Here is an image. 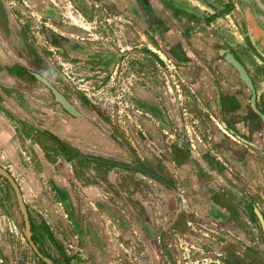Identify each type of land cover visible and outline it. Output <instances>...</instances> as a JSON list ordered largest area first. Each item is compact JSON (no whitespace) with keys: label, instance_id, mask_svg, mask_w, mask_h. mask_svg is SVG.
<instances>
[{"label":"crops","instance_id":"1","mask_svg":"<svg viewBox=\"0 0 264 264\" xmlns=\"http://www.w3.org/2000/svg\"><path fill=\"white\" fill-rule=\"evenodd\" d=\"M29 1L33 3L34 0ZM44 1L48 11L54 10L57 16L60 12L72 18L64 9H73V23L91 20L89 8L98 3H110L111 9L126 15L131 24H134L136 9L141 15V26L149 25L148 13L154 15L157 19L151 29L152 40L160 50L156 51L159 62L165 58L176 60L173 45L180 41L185 61L178 59L182 63H177L182 64L187 73L190 67L186 66L191 64L194 52L201 55L197 47L204 45L213 50L216 46L211 41L220 40L217 46L223 42L233 49L254 77L256 103L264 112L260 104L263 85H258L255 77L264 72V65L250 62L243 47L246 44L259 51V57L264 56V0H229L225 8H221L220 0ZM226 8L231 10L225 12ZM204 9H212L213 14L209 16ZM202 12L207 17L203 18ZM226 18L237 28V35L221 30ZM194 20H201V33H195ZM9 23L3 29L5 32L10 29ZM158 25H162L161 30ZM215 26L218 27L217 35L211 32ZM3 30H0V166L18 183L28 210L33 240L46 257L56 264H204L185 261L188 252L180 254L181 244L192 255L200 253L201 258L205 252L212 255L217 251L218 261L221 257L224 264H233L227 259L231 249L233 255H242L240 246L250 245L245 226L248 220L255 215L259 221H264V184L261 183L264 167L254 155L247 158L256 145L251 141L249 146L243 144L248 155L237 153L241 161L234 167L220 163L222 132L219 134L215 126L210 129L215 140L213 145L209 144V139L202 140L195 135L190 130L192 125H185L183 121L188 122L190 114L179 112L176 97L169 92L171 88L159 81L153 90L155 97L145 88H137L136 92L137 98L143 100V107L151 106L157 118L153 114L142 118V134L134 139L137 146L128 137L126 139L138 154L141 151L153 156L155 163L167 170L168 174L159 173L172 188L142 176H135L129 183L128 173L133 170L114 165L105 170V180L98 181L96 158L82 151H95L100 155L111 152V149L98 151L97 132L107 142L111 140L114 144L119 140L112 130L98 129L97 122L101 121L97 118L78 121L65 116L62 107L46 94L42 99L29 97L35 95L26 85L28 63L20 59L12 46L11 34ZM141 32L149 33L146 27H142ZM196 36L199 37L198 46L192 43ZM192 88L199 100L207 98L204 80L197 81ZM200 103L203 106L204 103ZM152 116L153 125L148 122ZM162 123L169 125V136ZM72 127L80 129L69 132ZM83 132H88V146L81 141L88 138L83 137ZM260 132L259 126L255 136ZM206 133L203 131L204 135ZM44 138L51 140L54 147L46 146ZM174 149L185 154L189 152V155L182 160L175 157ZM114 153L122 155V152ZM79 155L90 159L81 160ZM79 163L82 166L91 164L87 172L89 178L76 175L75 165ZM238 191L249 195L243 200L246 204L237 195ZM20 216L13 202L7 207L0 201L2 264H42L22 233Z\"/></svg>","mask_w":264,"mask_h":264},{"label":"rangeland","instance_id":"2","mask_svg":"<svg viewBox=\"0 0 264 264\" xmlns=\"http://www.w3.org/2000/svg\"><path fill=\"white\" fill-rule=\"evenodd\" d=\"M229 2V0H220L221 8L229 6ZM6 6L8 9L4 8ZM64 10L69 12L72 18V15H75L73 9ZM89 10L91 20H84L83 23L78 21L73 23V19L70 18L67 13L66 16H63L59 12V15L55 17L52 14H40V12L35 11L34 9L32 10L27 6V0H0V30L5 28V25H8L10 22V29L6 31L11 34L10 38L12 39V46L19 53L20 59L35 66L38 70L43 69L44 74H46L49 79L83 112L85 119L96 118V115L87 105L84 104L83 98H86L96 106L105 119L104 122L101 120V123L97 122L99 123L98 129L100 128L101 130V128H103L107 130L108 128V130H112L115 137L119 140L114 144L119 145L123 151L122 155L115 154V151H113L114 144L112 145L111 142H107L104 138L101 139L96 137L98 151L107 152L111 149V152L109 151L110 153L100 155L99 152L86 150L82 151L83 154H85L84 152H87V155L93 157L116 160L118 162H129L130 160L141 163L158 174H168L163 166L155 163L152 158L153 156H146L141 151L138 154L126 139V137H128L129 140L136 145L134 140L135 136L140 133L142 134L140 131L142 118H148V116L151 117V114L155 115L151 106L143 107V100H139L136 96L137 88H145L150 92V96L155 97L153 90L156 83L158 84V82L161 81L168 85L171 88L169 92L176 97L179 112H181L182 115L186 112L190 114L187 119L188 122L183 119L185 125L186 123H188V126L192 125L190 126V130L194 132L195 135H198L200 139H205L207 141V130H205V126L203 125L204 118L202 117L204 108L201 103L197 101L196 93L195 91H192L193 88H188L187 85L191 82L196 83L199 80H204L205 71L207 70V66L210 65V62L204 58L203 52H201V55L194 52L192 55V63L186 66L190 67L188 69L189 73L185 71L182 64L180 65L179 63H176L175 65V61L169 58L163 59L162 63L159 62V59L156 56V51H160L157 43L154 42L152 38H149L150 36L147 32H141L142 27H146L147 31L155 27L156 24L154 23L157 18L152 14L148 13V17L146 18L149 25L141 26L139 25L141 23V15H138L137 9L134 16V22H132L134 24H131L127 16L123 13L111 9L110 3H98L96 6L92 5ZM4 11L5 15L3 14ZM203 12H207L209 16L213 14L212 9L209 11L204 9ZM203 16V18L207 17L205 13H203ZM1 17H4V21L1 20ZM15 19L20 24V28H17L15 24H12ZM225 20L227 22L223 23L224 29L221 30H230L231 33L236 32L237 28L232 24L233 22H231V19L226 18ZM3 22L6 23L3 24ZM194 22L197 26L195 33H201L203 28L200 24L201 20H194ZM158 26L161 30L162 25ZM73 27H75L74 30ZM217 28L218 27L215 26L211 29V32H214L215 35L218 34ZM53 33L60 35L61 38L59 41H56L54 38L58 35H54ZM142 35H144V37ZM198 38L199 37L196 36V39L192 40L194 45ZM62 40H65V42ZM73 42L92 47L95 50H98V52L103 50L115 52L113 58L114 61H111V64L113 63V65L111 66L110 63L109 65H103L99 60L84 61L70 57L69 52L71 53L70 47ZM174 44L172 51L173 54H177L179 56L177 57L178 59L185 61L183 56L184 52L181 54V42L178 41ZM243 47L245 55H248L250 58V62L256 61L258 64L264 65V56L262 58L259 57V51L252 50V48L246 46V44H244ZM146 50L149 51V54L146 53ZM23 52H28L30 55L27 57L22 56ZM211 65H213V63H211ZM255 77L258 81V85H263L262 89L260 88V104L264 108V72L257 73ZM26 85L32 89L31 91H34L33 94L35 96L31 94L29 97L42 99L43 94H46V96L54 101L52 94L46 89H42V85L31 78H27ZM37 91L39 93H37ZM188 92L193 95L192 98H190V95L187 97ZM190 99H193L194 102H191ZM106 116L109 120L106 119ZM148 122L153 125V122L155 123L154 117L152 116V118H149ZM103 125L107 127L104 128ZM162 125L163 128H165L164 130H167V133H165L166 136H169V125H165L164 123H162ZM94 127H96V125H94ZM203 131L206 135L203 134ZM81 141L83 145L88 146V140L81 139ZM43 142L46 146L54 147V143L48 138H44ZM182 152L176 151L175 149L173 150L175 157L184 160L189 155V152L188 154H185L184 151ZM124 153L129 159L126 158L127 156L124 155ZM82 165L81 163L75 165V173L79 178L86 177L87 179L89 178L87 172L91 170V164H85L86 167ZM109 168L111 167H103L98 164V181L102 182L105 180L106 171ZM128 174L130 175L129 183L134 181L133 178L135 176L151 178L150 176L137 171ZM0 201L2 204H6L7 207L11 201L18 209L14 192L10 184L1 177ZM19 214L21 215L20 211ZM20 223H22V215L20 216ZM246 235L249 237L247 233ZM251 237L253 239V236ZM247 239L249 243L250 237ZM255 241L258 242V244L255 242V244L259 249H248L245 251L247 243H243V245L240 246L243 248L241 251L242 255H239L238 253H234L233 255V250L231 249L227 259L232 260L231 262L233 264H264V237L261 235L260 239H256ZM183 246L181 244L179 250L180 254L183 251L188 252L185 253V261H196L204 264L225 263L221 257V261H218L219 256L217 251L212 255L209 252H205L201 258L202 255L200 253H194L192 255L188 251L189 249H186L185 246ZM258 251L260 252L258 253ZM34 256L36 257V255ZM38 262H40V260H38Z\"/></svg>","mask_w":264,"mask_h":264},{"label":"flooded vegetation","instance_id":"3","mask_svg":"<svg viewBox=\"0 0 264 264\" xmlns=\"http://www.w3.org/2000/svg\"><path fill=\"white\" fill-rule=\"evenodd\" d=\"M46 2L44 0H34L33 3L31 1L27 0V6H29L32 10L40 12V14H55L54 10L48 11ZM22 6V5H21ZM16 7V6H15ZM25 9V8H23ZM26 10V9H25ZM28 12V11H27ZM5 15V11L3 12ZM57 15H54V17ZM2 18V17H1ZM4 19V17H3ZM17 28H20V24L15 19L14 23ZM4 29V28H3ZM2 29V30H3ZM5 32V31H3ZM149 33H147L149 38H152L153 30H148ZM7 34V32H5ZM54 35L56 33H53ZM58 35V34H56ZM56 41L60 40V35L57 37H54ZM199 40V38H198ZM197 40V42H199ZM65 42V40H62ZM78 42V41H77ZM73 42L71 45V53L69 52L70 57L78 58L84 61H90V60H99L103 65H109L111 64V61H114L115 52L113 51H101L98 52V50H95L92 47L84 46L81 43ZM195 43L196 46H198V43ZM213 44H215L216 47H214L213 50L209 49V46H198L197 48L201 49V51L204 53V58L210 62V65L207 66V70L205 71V99L199 100V97L197 98V101H202L204 106V123H205V130H207V136L209 139V144L212 145L215 143L214 137L210 135V129L214 126L218 128L219 134L221 133L223 140H221L222 145L219 146L220 152H219V158L220 163L225 165H232L234 167V164L240 163L241 159L239 158L237 153L245 152V155H248L247 149H245V146L243 144H246L249 146V141L253 143L254 151L253 153L249 154L247 158L253 155L255 158L259 161V164H261L264 167V123L262 119L260 118L259 114L254 110L253 105L255 104L256 109H258L260 112L264 114V112L258 108L256 103V90H255V79L248 71V68L243 64L240 57L237 55V53L231 49L229 46L224 45V43H219V46H217L218 41H211ZM209 40V43H211ZM203 46V48H202ZM173 53V52H172ZM227 53L231 54L236 60H238L241 64H243L245 70L248 73V76L250 78L251 84L253 86V90L255 92L254 97V103H253V90L248 86V84L242 80L239 77L237 69L234 67L233 64L229 63L225 57ZM30 55L28 52L22 54V56L27 57ZM173 55V54H172ZM175 56V55H174ZM175 59L177 56L174 57ZM170 59V58H169ZM168 59V60H169ZM173 60V59H172ZM175 61V65L177 62H179L178 58ZM28 63V62H27ZM179 63H182L180 61ZM192 63V62H191ZM213 63V65H211ZM113 63L111 64V66ZM193 67V66H192ZM27 74L29 75V78L34 80L35 82L41 84L44 89L51 93L50 89L43 84V82L34 74H39L41 77L45 78L47 81H49L53 86L57 87L50 79L49 77L44 74L43 69L38 70L35 68V66H32L31 64H26ZM108 69V68H106ZM194 82H191L187 85V87H192ZM59 89V87H57ZM60 90V89H59ZM192 90V88H191ZM61 91V90H60ZM193 91V90H192ZM191 91V92H192ZM62 92V91H61ZM240 93V96L242 100H238V95ZM188 95H190V98L193 97L190 92H188ZM242 95V96H241ZM53 97V95H52ZM67 97V96H66ZM68 98V97H67ZM54 99V97H53ZM69 99V98H68ZM70 100V99H69ZM204 100V102H203ZM71 101V100H70ZM84 104L87 105L90 110L96 115V118L104 122V116L98 111L96 106H94L91 102H89L86 98H83ZM191 102H194L193 99H190ZM244 101V104H241V102ZM72 102V101H71ZM73 103V102H72ZM74 104V103H73ZM60 105V104H59ZM75 105V104H74ZM61 106V105H60ZM76 106V105H75ZM62 107V106H61ZM76 108L80 111L82 114L81 117H72L70 116L63 108L62 110L66 114L65 116H70L72 118H76L78 121L84 120L85 117L83 116V112L76 106ZM68 125L69 124H65ZM260 126V133L259 135L255 136V132H257V129H259ZM67 127V128H68ZM243 127V128H241ZM79 127H72V130H68L69 132H73L76 130H79ZM225 132L223 133L222 130ZM221 131V132H220ZM48 135V134H47ZM49 136V135H48ZM49 138V137H48ZM237 141V142H236ZM264 177V176H263ZM262 184H264V178L261 181ZM264 189V186H263ZM239 197H241L242 202L243 200H247L249 195L247 193L243 192H236ZM24 200V199H23ZM243 202L246 204V202ZM253 203V202H252ZM234 204L236 205V202L234 201ZM18 205V204H17ZM26 205V204H25ZM249 207V206H248ZM19 209V207H18ZM27 209V207H26ZM253 209V208H252ZM257 209V208H256ZM20 211V209H19ZM28 211V210H27ZM253 211V210H252ZM251 211V213H252ZM264 211V206H263ZM254 212V211H253ZM250 213V214H251ZM254 218V219H251ZM250 219L248 220L246 226V233L249 235V244L247 245L245 251L248 249H259L257 245L255 244L256 239H260L261 235L264 237V225L259 219L252 215ZM264 222V221H263ZM253 236V239L252 237ZM258 244V242H256ZM249 247V248H248ZM31 248V247H30ZM38 250L42 253V250L40 247H38ZM32 249V248H31ZM33 250V249H32ZM34 252V250H33ZM260 251H258L259 253ZM35 254V253H34ZM43 254V253H42ZM36 255V254H35ZM44 255V254H43ZM36 257L42 264H46L43 260H41L37 255ZM3 263V259H2ZM0 263V264H2ZM257 264V263H256Z\"/></svg>","mask_w":264,"mask_h":264},{"label":"water","instance_id":"4","mask_svg":"<svg viewBox=\"0 0 264 264\" xmlns=\"http://www.w3.org/2000/svg\"><path fill=\"white\" fill-rule=\"evenodd\" d=\"M225 59L234 65V67L237 69L239 77L244 80L248 86L253 90V86L251 84L250 78L248 76L247 71L245 70L243 64H241L238 60H236L231 54L227 53ZM35 76H37L42 82L43 84H45L51 91L53 97H54V101L57 102L58 104H60L62 106V108L72 117H81L82 114L80 113V111L76 108V106L66 97V95L61 92L57 87L53 86L49 81H47L45 78L41 77V75L39 74H34ZM254 97H255V92L253 90V103H254ZM254 110L259 114L260 118L262 119L263 123H264V114L262 112H260L258 109H256L255 104L253 105ZM111 142V140H110ZM113 145V143H112ZM115 146H113V151L116 152H123L121 150V148L119 147V145L114 144ZM126 155V154H124ZM127 156V155H126ZM126 158L129 159V157L127 156ZM97 160L110 164V165H114L117 167H121V168H125V169H129V170H133V171H137L143 174H146L148 176H150L151 178L159 181L160 183L164 184L165 186L171 187L172 185L165 179L163 178V176H161L160 174L156 173L155 171L147 168L146 166H144L141 163H137L134 161H130L129 162H118V161H114V160H109V159H104V158H96ZM0 177L3 178L4 180H6L13 192H14V196L16 199V202L18 204V207L20 209L21 215H22V223L20 224V228L22 230V233L24 234L25 239L27 240L28 244L30 245V247L34 250V253L41 259L43 260L46 264H56L55 262H53L51 259H49L48 257H46L45 255H43L37 248L36 243L33 240L32 237V228L30 225V219H29V214L28 211L26 209V205L25 202L23 200V196L20 190V187L18 185V183L15 181L14 177L11 175V173L4 167L0 166ZM262 223L264 225L263 219H262Z\"/></svg>","mask_w":264,"mask_h":264},{"label":"trees","instance_id":"5","mask_svg":"<svg viewBox=\"0 0 264 264\" xmlns=\"http://www.w3.org/2000/svg\"><path fill=\"white\" fill-rule=\"evenodd\" d=\"M231 9L230 8H226L224 11L225 12H227V11H230ZM83 137L85 138L86 136L88 137V132L86 133V132H83ZM96 137L97 138H101V139H103L104 137L100 134V133H98L97 132V135H96ZM89 139V137L87 138V140ZM67 153L68 154H70L68 151H67ZM71 155H73V156H77V154H71ZM70 155V156H71ZM80 156V158H81V160H89L90 159V157H87V156H84V155H79ZM95 158H99V157H95ZM94 161H96L99 165H102V166H107V167H111V165L110 164H107V163H104V162H101V161H99V160H97V159H94ZM34 238V237H33Z\"/></svg>","mask_w":264,"mask_h":264},{"label":"built area","instance_id":"6","mask_svg":"<svg viewBox=\"0 0 264 264\" xmlns=\"http://www.w3.org/2000/svg\"><path fill=\"white\" fill-rule=\"evenodd\" d=\"M0 263H2V258L0 257Z\"/></svg>","mask_w":264,"mask_h":264}]
</instances>
